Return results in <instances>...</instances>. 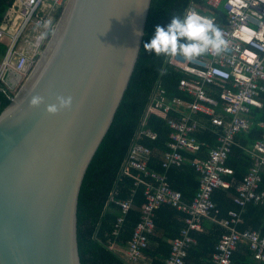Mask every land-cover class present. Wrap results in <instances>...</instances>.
Listing matches in <instances>:
<instances>
[{
    "label": "water",
    "instance_id": "water-1",
    "mask_svg": "<svg viewBox=\"0 0 264 264\" xmlns=\"http://www.w3.org/2000/svg\"><path fill=\"white\" fill-rule=\"evenodd\" d=\"M152 1L70 0L0 114V264H82L81 188L129 86ZM19 78L8 71L12 90ZM61 96L71 107L49 114Z\"/></svg>",
    "mask_w": 264,
    "mask_h": 264
},
{
    "label": "trees",
    "instance_id": "trees-1",
    "mask_svg": "<svg viewBox=\"0 0 264 264\" xmlns=\"http://www.w3.org/2000/svg\"><path fill=\"white\" fill-rule=\"evenodd\" d=\"M193 2L200 10L204 7L198 0L152 1L142 48L129 86L81 188L78 244L82 264H164L170 256L173 241L185 237H191L195 242L189 245L185 264H212L219 241L224 235L230 234L231 229L239 232L248 229L264 235V198L261 202L252 201L245 206H240L234 200L239 196V184L257 168V160L250 150V144L262 136V129L257 126V122L264 120L263 106L262 109L253 108V126L236 138L230 155L223 163L230 170L223 178L231 182V187L217 188L211 192L215 208L207 217L198 221L200 228L191 227L189 220L192 216L189 212L166 203L154 212L155 228L150 233L145 232L148 245L143 249L139 262L131 263L124 252L126 248H130L146 203V186L143 182L150 184L152 188L159 186L155 178L145 176L136 169H132L130 174L125 173L129 150L135 140L151 150L147 170L159 175L167 174L169 184L181 194V201L187 206L193 203L201 190V176L194 164L207 160L210 152L218 146V130L204 116V121L207 122L201 123L202 128L195 135L203 143L201 150L197 154L183 152L186 162L166 170L163 167V157L170 150L169 143L172 141V130L166 120L155 113L150 114L146 119L145 129L151 130L156 135L155 139L139 135L146 109L155 95L166 104H171L177 98L192 100L179 89V82L185 74L170 66L168 58L147 53L144 44L151 41L157 25L167 27L173 15L183 16ZM14 4L15 0H0V27L10 24ZM206 13L217 17L219 28L226 24L223 9L208 8ZM7 49L8 41L0 42V62ZM13 96L6 88L0 89V114L10 104ZM170 115L174 116L175 113ZM256 174L261 178L257 192L264 193V167H260ZM138 178L141 179L139 184ZM114 192L116 195H113ZM123 200L132 204L126 214L118 205ZM235 211L241 214L243 224L226 227L225 220H230V213ZM119 218H123L121 223ZM231 264L264 263L254 257L247 243L241 242L232 254Z\"/></svg>",
    "mask_w": 264,
    "mask_h": 264
},
{
    "label": "built area",
    "instance_id": "built-area-1",
    "mask_svg": "<svg viewBox=\"0 0 264 264\" xmlns=\"http://www.w3.org/2000/svg\"><path fill=\"white\" fill-rule=\"evenodd\" d=\"M70 0H15L9 25L0 27V42L8 41V49L0 62V88H9L7 73L14 71L25 81L44 49L59 21V13L67 7ZM204 4L200 10L194 2L187 12H195L206 22L217 26V17L210 16L206 9H223L226 24L221 27L226 45L219 54H207L192 61L182 56L168 58L170 66L182 71L185 77L179 82V89L192 100L174 99L171 104L155 95L150 101L141 122L140 136L155 139L156 135L145 129L146 119L155 113L167 122L172 130L170 150L164 154L163 167L168 170L174 165L186 162L183 152L197 154L203 143L196 138L201 123H210L218 133V146L213 149L207 160L197 161L194 165L200 173L201 190L189 206L181 201V194L175 191L168 181L167 174L150 173L147 164L151 150L138 140L132 144L125 166V173L132 169L152 176L158 183L157 188L144 183L146 203L141 212V221L136 227L130 248L124 251L131 263L139 262L143 249L147 247L145 232L155 228L154 212L166 203L189 212V223L193 229L200 228L198 221L207 217L215 208L211 192L217 188H230L231 182L223 175L230 172L223 163L231 153L236 138L248 132L253 126V108L264 106V0H198ZM203 10V11H202ZM11 91V90H10ZM12 92V91H11ZM175 113L174 116L170 115ZM207 121H204L205 117ZM262 136L250 144V150L257 160V168L264 167V120L257 122ZM256 167L237 187L238 197L234 200L240 206L249 202H261L264 193H258L261 178ZM141 182L138 178L137 184ZM113 195H116L114 192ZM114 197H112L113 199ZM119 207L126 214L132 204L120 201ZM230 220L224 225L243 224L239 212H231ZM123 218H119V223ZM191 237L177 238L172 243L171 253L164 264H185ZM249 245L254 257L264 263V235L258 231L243 232L231 229L219 241L213 254L212 264H231L232 254L238 244ZM117 249L116 247H114Z\"/></svg>",
    "mask_w": 264,
    "mask_h": 264
},
{
    "label": "clouds",
    "instance_id": "clouds-1",
    "mask_svg": "<svg viewBox=\"0 0 264 264\" xmlns=\"http://www.w3.org/2000/svg\"><path fill=\"white\" fill-rule=\"evenodd\" d=\"M63 12L64 10L60 12L59 19ZM135 34L140 36L143 35V32L137 30ZM225 45L226 41L221 29L210 21L206 22L193 11L187 12L183 16L173 15L167 27L157 25L153 38L144 44V49L147 53L157 57L182 56L185 60L192 61L207 54H219ZM23 82H20L19 78V85L16 87L20 88ZM6 89L14 95L17 93H14L10 87ZM57 100L58 104H49L46 108V111L51 115L57 114L62 109L70 108L72 105L71 97L61 96ZM43 103L44 98L35 95L31 98L30 106L38 108Z\"/></svg>",
    "mask_w": 264,
    "mask_h": 264
},
{
    "label": "rangeland",
    "instance_id": "rangeland-1",
    "mask_svg": "<svg viewBox=\"0 0 264 264\" xmlns=\"http://www.w3.org/2000/svg\"><path fill=\"white\" fill-rule=\"evenodd\" d=\"M15 89H16V90H15ZM15 89H14V93H16V92L19 90V88H17V87H16Z\"/></svg>",
    "mask_w": 264,
    "mask_h": 264
}]
</instances>
